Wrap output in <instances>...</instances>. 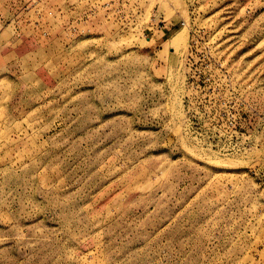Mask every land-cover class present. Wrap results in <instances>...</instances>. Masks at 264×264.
Here are the masks:
<instances>
[{"label":"rangeland","instance_id":"374dc122","mask_svg":"<svg viewBox=\"0 0 264 264\" xmlns=\"http://www.w3.org/2000/svg\"><path fill=\"white\" fill-rule=\"evenodd\" d=\"M0 14V264H264V0Z\"/></svg>","mask_w":264,"mask_h":264},{"label":"bare ground","instance_id":"6f19581e","mask_svg":"<svg viewBox=\"0 0 264 264\" xmlns=\"http://www.w3.org/2000/svg\"><path fill=\"white\" fill-rule=\"evenodd\" d=\"M185 40H187L185 31H183V30H182L181 32L179 31V32L176 34V36L172 39V41H173V44H172L173 47H172V48H174V49L176 48V49H175V51H176L178 48H180V46L182 45V43L185 42ZM171 43H172V42H171ZM183 45H184V44H183ZM177 82H178V81H177ZM210 157H211V156H209L208 158H210ZM213 159H214V158H213ZM213 159L210 158L209 161H210V160L213 161ZM218 160H221V159H218ZM218 160L216 161V159H215V162H216V163H217V162L220 163L221 161H218ZM209 161H208V162H209ZM210 162H211V161H210ZM215 162H214V163H215ZM214 163L212 162L211 165L214 164ZM214 165H216V164H214Z\"/></svg>","mask_w":264,"mask_h":264},{"label":"built area","instance_id":"2783aa9c","mask_svg":"<svg viewBox=\"0 0 264 264\" xmlns=\"http://www.w3.org/2000/svg\"><path fill=\"white\" fill-rule=\"evenodd\" d=\"M2 19V16H1V14H0V20Z\"/></svg>","mask_w":264,"mask_h":264}]
</instances>
